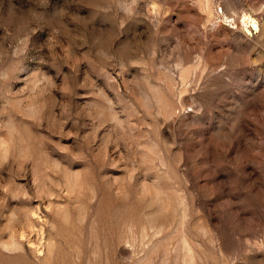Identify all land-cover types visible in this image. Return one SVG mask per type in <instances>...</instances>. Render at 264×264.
Instances as JSON below:
<instances>
[{
	"label": "rangeland",
	"instance_id": "374dc122",
	"mask_svg": "<svg viewBox=\"0 0 264 264\" xmlns=\"http://www.w3.org/2000/svg\"><path fill=\"white\" fill-rule=\"evenodd\" d=\"M0 264H264V0H0Z\"/></svg>",
	"mask_w": 264,
	"mask_h": 264
},
{
	"label": "bare ground",
	"instance_id": "6f19581e",
	"mask_svg": "<svg viewBox=\"0 0 264 264\" xmlns=\"http://www.w3.org/2000/svg\"><path fill=\"white\" fill-rule=\"evenodd\" d=\"M247 20V22L249 23V24H251V26H252V28H256V23H255V20H253V19H251V18H246ZM243 21H245V17L243 18Z\"/></svg>",
	"mask_w": 264,
	"mask_h": 264
}]
</instances>
